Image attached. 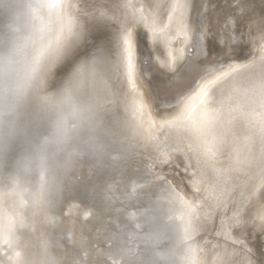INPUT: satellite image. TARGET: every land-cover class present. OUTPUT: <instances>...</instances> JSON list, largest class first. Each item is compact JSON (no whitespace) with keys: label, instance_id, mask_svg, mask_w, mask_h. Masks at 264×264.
<instances>
[{"label":"bare ground","instance_id":"bare-ground-1","mask_svg":"<svg viewBox=\"0 0 264 264\" xmlns=\"http://www.w3.org/2000/svg\"><path fill=\"white\" fill-rule=\"evenodd\" d=\"M245 5L0 0V54L26 66L58 36L71 45L0 117V264H187L192 245L196 264H264V19L233 32ZM214 28L217 59L188 66ZM81 65L96 74L73 118L45 98Z\"/></svg>","mask_w":264,"mask_h":264},{"label":"clouds","instance_id":"clouds-1","mask_svg":"<svg viewBox=\"0 0 264 264\" xmlns=\"http://www.w3.org/2000/svg\"><path fill=\"white\" fill-rule=\"evenodd\" d=\"M39 51L30 53L27 65L15 61V51L7 49L0 54V117L10 114L12 107L23 99L27 93L38 87L44 80L47 65L43 57L40 64H34ZM67 85L58 93L47 96V102L56 109H72L76 104V93H66Z\"/></svg>","mask_w":264,"mask_h":264},{"label":"snow or ice","instance_id":"snow-or-ice-1","mask_svg":"<svg viewBox=\"0 0 264 264\" xmlns=\"http://www.w3.org/2000/svg\"><path fill=\"white\" fill-rule=\"evenodd\" d=\"M53 4L57 3L58 0H52ZM48 5L39 2L37 4H29L28 7H46ZM67 32L69 35H73L72 33V28H71V21L68 22L67 26ZM130 35L128 36L127 39H125V44L128 45L126 48V54H127V72L129 79L131 80V77L134 72L135 64H134V58H133V51L131 47V39ZM70 47L71 45L68 43V40L66 37L62 38L58 36L54 42H50L49 44L45 45L43 48L39 50V54L34 58V64L39 65L41 57L44 58L46 65L48 66L51 63H55L57 60H59L61 57H65L69 55L70 52ZM95 67L94 65L89 67L85 65H81L80 68H78L74 73L71 74V79L67 83V87L65 89L66 93L71 94V92L75 90H80L83 87H85L86 84L90 83V77L94 78L95 77ZM46 99V98H45ZM82 109L80 108H73V111L71 113V116L73 118H78L82 114ZM213 122V118H210L208 123L211 125ZM68 118L67 117H62L58 119L55 122V129L56 131L59 132H64L67 130L68 127ZM75 126V125H73ZM47 143V139L45 141ZM43 188V185H42ZM182 203L185 204L189 208V211H191V207L186 204V202ZM87 215V214H86ZM194 237L192 235V229L189 226H186L185 228V237L184 241L185 242H191L193 241ZM187 261V264H196V259H197V248L195 245L190 246L187 249L185 257H183Z\"/></svg>","mask_w":264,"mask_h":264},{"label":"rangeland","instance_id":"rangeland-1","mask_svg":"<svg viewBox=\"0 0 264 264\" xmlns=\"http://www.w3.org/2000/svg\"><path fill=\"white\" fill-rule=\"evenodd\" d=\"M243 3L246 4L245 7L247 9L244 11L245 14L243 13L244 15H242V17L237 20L236 27H234L235 29H232L233 32L237 31L235 33L240 32L242 30V28L244 27V24H245L244 19L246 20V22L249 20H256V22H257L259 20L264 19V0H243ZM256 15L258 17L255 18L254 16H256ZM239 22H240V24H239ZM254 28H255V25L252 26L251 30H253ZM217 31H218V29H216V28L211 29V31H210L211 35L208 34L207 37L205 38L206 40H204L203 45H202L203 48L201 47V49L198 53H196V52L194 54L191 53V55H189L187 57V64H189L188 66H190L192 68H196V69L198 68L199 69V68H202V66L205 63H209V62L217 59V57L220 54L219 52L224 48V45H221L220 43L217 42V36L220 33L219 31L218 32ZM244 47H242L243 49L240 50V53H242L246 50V47L245 48ZM237 55H240V54L238 53ZM152 69L154 71H151L148 69L149 74H151L150 78L148 77L151 86L157 90V84L163 80L162 82H165L164 87H167L168 89L164 88L162 90H158V92H159L160 96L162 95L163 91L165 93H166V90H167V92H169V86L168 85L173 84L172 77H166L162 73V71L159 69L157 70V68H152ZM186 74H187V72H183L181 75H186Z\"/></svg>","mask_w":264,"mask_h":264},{"label":"water","instance_id":"water-1","mask_svg":"<svg viewBox=\"0 0 264 264\" xmlns=\"http://www.w3.org/2000/svg\"><path fill=\"white\" fill-rule=\"evenodd\" d=\"M144 37H147V34L144 32ZM228 61V60H227ZM225 62V61H224ZM195 81H193L192 83H191V85H190V87L189 88H191V87H193L195 84Z\"/></svg>","mask_w":264,"mask_h":264}]
</instances>
